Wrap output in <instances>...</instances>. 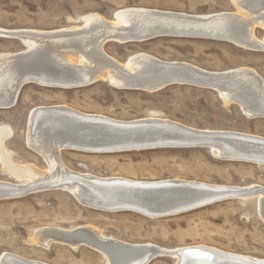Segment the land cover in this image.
<instances>
[{"label":"bare ground","instance_id":"1","mask_svg":"<svg viewBox=\"0 0 264 264\" xmlns=\"http://www.w3.org/2000/svg\"><path fill=\"white\" fill-rule=\"evenodd\" d=\"M231 1L236 7L235 12L195 15L128 7L114 12L109 20L91 13L81 17L82 24L62 29L0 28L1 38L11 39L14 35L12 39L23 45L21 51L0 54V109L15 105L20 89L28 83L70 89L85 81L101 80L116 89L153 93L168 81H186L213 90L221 101L236 105L247 118H259L256 116L264 114V79L250 68L206 71L186 62L163 61L143 52L119 62L103 50V45L109 42L121 45L142 43L157 32L170 31L224 38L246 50L264 52V36L258 39L254 35L255 27L264 31V0ZM61 105L35 107L27 115L25 141L42 157L47 167L44 171L13 161L4 144L12 136V130L0 125V165L15 180H0V198L56 189L68 193L72 199L76 197L83 204H98L99 201L107 208L128 204L146 214L157 215L236 195L240 197L232 199H255L258 214L264 221V187L255 184L230 186L181 179L143 181L119 176L99 177L69 170L58 155L65 146L92 150L85 153H98L95 150L108 149L112 143L93 145L92 140L111 134L113 139L126 140L122 142L124 144L134 142L142 146L204 141L210 145L200 148L207 149L217 160L261 166L264 164V137L237 131L195 129L154 116L123 121L81 113ZM93 128L96 132L92 131ZM159 148L188 149L168 146L152 149ZM82 227L70 231L41 228L35 231L32 240L45 248L52 243L70 248L87 246L105 257L107 264H150L162 257L172 259L175 264H264V258H251L201 245L165 249L149 243H127ZM0 264L47 263L4 252L0 255Z\"/></svg>","mask_w":264,"mask_h":264},{"label":"rangeland","instance_id":"2","mask_svg":"<svg viewBox=\"0 0 264 264\" xmlns=\"http://www.w3.org/2000/svg\"><path fill=\"white\" fill-rule=\"evenodd\" d=\"M128 7L195 15L235 12L236 9L231 0H0V28L62 29L82 24L84 15L96 13L109 20L114 12ZM254 35L260 39L264 31L255 27ZM221 41L159 37L124 45L109 42L103 45V50L119 62L143 52L163 61L186 62L206 71L246 67L264 79V52L247 51L234 43ZM21 50L23 45L19 41L0 37V54ZM59 104L81 113L123 121L154 116L195 129L237 131L264 137V117L247 118L236 105L224 103L210 89L171 85L149 93L116 89L101 80L70 89L28 83L20 89L15 105L0 109V125L12 130V136L4 144L14 162L29 164L39 171L47 168L42 157L26 144L27 115L32 108ZM58 155L69 170L99 177L119 176L143 181L181 179L264 187V165L217 160L203 148L115 153L64 149L58 151ZM0 180L15 182L1 165ZM82 226L127 243H149L165 249L201 245L264 258V221L258 214L255 199H227L157 219L129 211L110 213L86 208L68 193L56 189L0 199V255L7 252L47 264H107L105 257L87 246L70 248L52 243L45 248L32 240L35 231L41 228L70 231ZM150 264L175 263L162 257Z\"/></svg>","mask_w":264,"mask_h":264},{"label":"water","instance_id":"3","mask_svg":"<svg viewBox=\"0 0 264 264\" xmlns=\"http://www.w3.org/2000/svg\"><path fill=\"white\" fill-rule=\"evenodd\" d=\"M13 36H12V38H14ZM159 37L204 38V39H216V40L228 41V40H225L224 38H213L212 36L206 35V34L205 35H202V34H177L175 32L172 33L170 31L157 32V33L149 36L148 38H146L145 41H149V40H152V39H155V38H159ZM228 42H231V41H228ZM232 43H234V42H232ZM90 84H92V83H89V82L85 81L84 83L80 84L78 87H85V86H88ZM171 85H188V86H194V87L201 88L200 86H198L197 84H195L193 82L191 83V82H186V81H176V82H174V81H170L169 82L168 81V82H166V84H165V86L163 88H165L167 86H171ZM159 90H161V89H159ZM11 107H8L6 109H9ZM256 117H264V114H261V115L259 114ZM102 128H104V127H102ZM93 129H92V131L96 132V130L95 129L93 130ZM114 129H116L117 131L121 130V129H117V128H114ZM111 136H112L111 134H108V135L105 134L102 137H98L97 136L96 138H94L92 140L93 143H91L93 145H105L107 143H112L111 145L108 146L109 147L108 149L102 148L101 150H95V152H98V153H115V152L145 150V149H152L154 147L156 148V147H167V146L168 147H188V148L198 147V148H200V147H207V146L210 145L209 143H206L204 141H201V142L199 141L197 143L179 144V145L164 144V145H154V146H144V145L142 146V145H135L134 142L133 143H129L128 142V143L124 144L122 142L126 141V140H118V139L116 140V139L111 138ZM65 149L66 150H78V151H81V152H92V150H88V149H84V148H76V147H73V146H65ZM228 159H232V158H228ZM261 165H264V164H261ZM103 188H105V187H103ZM234 197L237 198V197H240V196L229 195V196H224V197H218V198H214V199L209 200V201L202 202L200 204L186 206V207L181 208V209H175V210H171V211L165 212L164 214H160L159 213L157 215L156 214H154V215L146 214L143 211H141L140 209H137V208L132 207V206H128V204H121L120 203V204L113 205L110 208H107V206H104L105 204H103V203H101L99 201H97L98 204H94V203H91V202H86L87 204H85V203L83 204L82 201H79L76 197H74V198L77 199V202L80 205H82V206H84L86 208H90V209H94V210H98V211H102V212L114 213V212L129 211V212H135V213L144 215L146 217L155 218V217H166V216L178 215V214L183 213V212L185 213V212L193 210V209H197V208H200V207H203V206H206V205H210L212 203H216V202H219V201L232 199ZM4 198L5 197L0 198V199H4Z\"/></svg>","mask_w":264,"mask_h":264}]
</instances>
